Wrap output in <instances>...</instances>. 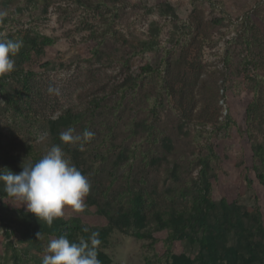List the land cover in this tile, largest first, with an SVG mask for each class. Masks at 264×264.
<instances>
[{
  "label": "rangeland",
  "instance_id": "1",
  "mask_svg": "<svg viewBox=\"0 0 264 264\" xmlns=\"http://www.w3.org/2000/svg\"><path fill=\"white\" fill-rule=\"evenodd\" d=\"M0 13V39L23 41L0 77V170L59 145L91 184L85 210L51 225L0 184V264H41L50 239L92 232L100 264H264V0H0ZM69 128L94 136L63 144Z\"/></svg>",
  "mask_w": 264,
  "mask_h": 264
},
{
  "label": "clouds",
  "instance_id": "2",
  "mask_svg": "<svg viewBox=\"0 0 264 264\" xmlns=\"http://www.w3.org/2000/svg\"><path fill=\"white\" fill-rule=\"evenodd\" d=\"M4 13H0L3 16ZM23 47L21 39H0V77L14 71L15 57ZM57 89H49V92ZM69 128L60 133L63 144H73L83 139L91 140L94 133L90 130L73 135ZM0 184L9 199L26 205L29 213L39 221L51 225L54 219L64 215L66 207L76 212L86 208L85 198L89 195L91 184L69 159L59 145H54L34 164L24 165L20 173L0 170ZM88 232V228L83 229ZM40 233L37 234L38 239ZM101 241L99 233L92 232L80 242H70L67 236L52 238L44 248L41 264H100L98 246Z\"/></svg>",
  "mask_w": 264,
  "mask_h": 264
},
{
  "label": "trees",
  "instance_id": "3",
  "mask_svg": "<svg viewBox=\"0 0 264 264\" xmlns=\"http://www.w3.org/2000/svg\"><path fill=\"white\" fill-rule=\"evenodd\" d=\"M142 71L147 73L153 72L151 67L149 66L144 67ZM30 79H31V75L23 76L21 79H19L21 90L20 93H18L17 100H21V97L26 98V95L28 97V95L31 93L33 84L31 83ZM165 89L167 90V92L172 91V87L169 85L168 86L165 85ZM15 105H17V103H15ZM256 177L259 183L264 187V174L257 171Z\"/></svg>",
  "mask_w": 264,
  "mask_h": 264
}]
</instances>
